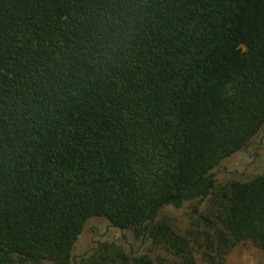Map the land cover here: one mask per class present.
Wrapping results in <instances>:
<instances>
[{
    "label": "trees",
    "instance_id": "obj_1",
    "mask_svg": "<svg viewBox=\"0 0 264 264\" xmlns=\"http://www.w3.org/2000/svg\"><path fill=\"white\" fill-rule=\"evenodd\" d=\"M263 127L264 0H0V264H71L92 218L186 264L264 252V173H214ZM187 204L194 245L157 222Z\"/></svg>",
    "mask_w": 264,
    "mask_h": 264
},
{
    "label": "rangeland",
    "instance_id": "obj_2",
    "mask_svg": "<svg viewBox=\"0 0 264 264\" xmlns=\"http://www.w3.org/2000/svg\"><path fill=\"white\" fill-rule=\"evenodd\" d=\"M215 179L221 183L230 180L248 181L264 173V127L250 144L225 159L214 171ZM192 204L184 209H164L157 220L165 222L180 236L193 241L204 235L208 228L201 225L189 211ZM213 216L217 205L209 206ZM219 211V208H218ZM192 264H210L202 258L198 247L193 249ZM147 255L156 263L186 264L180 257L172 255L162 246L155 245L151 239L137 237L136 230L121 231L113 228L105 219H89L78 236L70 252L71 264H130L136 256ZM129 260V261H128ZM41 264H52L42 261ZM223 264H264V252L250 242H241L231 248Z\"/></svg>",
    "mask_w": 264,
    "mask_h": 264
}]
</instances>
